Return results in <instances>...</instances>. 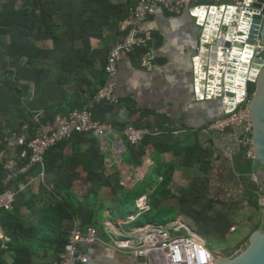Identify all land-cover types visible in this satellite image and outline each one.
I'll list each match as a JSON object with an SVG mask.
<instances>
[{"label": "crops", "instance_id": "crops-1", "mask_svg": "<svg viewBox=\"0 0 264 264\" xmlns=\"http://www.w3.org/2000/svg\"><path fill=\"white\" fill-rule=\"evenodd\" d=\"M139 2L0 0V203L13 202L10 210L0 205V245L10 241L1 222L5 213L36 226L60 201L75 212L58 219L66 235L75 225L118 223L144 199L150 210L136 226L183 221L212 252L230 258L264 229V195L252 183L255 166L239 144L241 131L210 130L225 117L224 105L197 100L194 59L201 30L190 12L175 17L159 10L151 17L142 31L151 47L137 48L120 64L117 105L94 110L102 125H134L162 136L132 146L122 137L78 135L49 153L44 176L37 166L9 179L10 161L20 169L27 162L15 137L50 132L56 118L84 110L106 85L108 57L133 30L129 11ZM46 250L3 259L57 264L60 253ZM92 258L134 264L128 254L102 244Z\"/></svg>", "mask_w": 264, "mask_h": 264}, {"label": "built area", "instance_id": "built-area-1", "mask_svg": "<svg viewBox=\"0 0 264 264\" xmlns=\"http://www.w3.org/2000/svg\"><path fill=\"white\" fill-rule=\"evenodd\" d=\"M250 1L251 4L248 5L247 0H140L134 9L129 11L133 30L108 57L105 70L106 85L95 94L92 104L84 110L75 111L68 117L56 118L50 132L31 138L15 137V142L20 147H25L21 154L27 162L23 169H20L16 161H10L7 165L9 179L37 166L41 167L44 176L47 170V153L77 135H91L103 141L122 137L132 146L143 144L149 137L162 136L152 129H140L134 125H125L121 129L111 124L102 125L94 114L96 106L117 105L116 79L124 57L135 56L137 48L151 47L152 40L143 36V27L159 10L175 17H181L184 13L201 7L231 6L246 11L251 9L257 0ZM250 101L251 98L247 94L232 113L213 123L210 130L241 131L239 144L245 149L246 158L255 166L251 175L252 183L257 185L258 191L264 195V166L256 158L253 126L249 115ZM12 203L4 200L0 205L10 210ZM149 210L150 207L142 199L130 208V212H136H128V217L122 216L118 223L108 220L100 227L75 225L69 232L68 242L60 253L57 264H99L92 258V254L100 244L128 254L134 264H216V258L220 255L212 252L203 238L183 221L177 220L165 225L149 222L136 226L140 217L149 213Z\"/></svg>", "mask_w": 264, "mask_h": 264}, {"label": "water", "instance_id": "water-1", "mask_svg": "<svg viewBox=\"0 0 264 264\" xmlns=\"http://www.w3.org/2000/svg\"><path fill=\"white\" fill-rule=\"evenodd\" d=\"M190 14L201 30L200 49L194 59L197 100H219L225 113L230 114L247 94L250 95L249 86L253 85L255 92L251 97L249 115L256 158L264 166V0H257L251 9L244 12L231 6L201 7L193 9ZM238 49H250L253 56L248 67V70L251 68L250 74L242 72L239 82L244 86L236 88L235 93L230 87L233 80H230V75L234 74L232 61L218 58L216 52L225 50L230 53ZM254 52H261V55L254 58ZM216 264H264V229L254 232L248 246L236 257L220 255Z\"/></svg>", "mask_w": 264, "mask_h": 264}, {"label": "trees", "instance_id": "trees-1", "mask_svg": "<svg viewBox=\"0 0 264 264\" xmlns=\"http://www.w3.org/2000/svg\"><path fill=\"white\" fill-rule=\"evenodd\" d=\"M4 19H6L5 16L3 17L2 23H4ZM249 92V96L251 98L255 92V87L253 85L249 86ZM53 149H51L46 155L47 168L48 155ZM72 206L73 205L71 203H67V201L58 202L50 211L44 213L40 222L36 226H25L23 225L22 220L18 219V217L13 213H5L4 215H6L7 221H3L4 219L2 218L1 222L10 238V241L0 245V264H6L3 259L6 253L13 254L22 252L32 256L36 250L41 248L55 250L57 253H61L68 242L69 234L66 235V233L62 231V222L58 219L63 221L72 218L75 215L73 210L74 208L72 209ZM8 220L10 221L9 223H7ZM42 242L47 243L42 245ZM23 262L24 259H16L15 264H23Z\"/></svg>", "mask_w": 264, "mask_h": 264}, {"label": "bare ground", "instance_id": "bare-ground-1", "mask_svg": "<svg viewBox=\"0 0 264 264\" xmlns=\"http://www.w3.org/2000/svg\"><path fill=\"white\" fill-rule=\"evenodd\" d=\"M247 4L248 5L251 4V1L247 0ZM252 52L253 51H251L250 49H243L241 51L238 49L234 52L232 50V51H230V53L225 51V50L216 52V55L218 58L230 59V61H232V67H233L232 72L234 74L236 73V75H234V74L230 75V78H231L230 80L233 79L230 83V84H232V86H230V87H232V90L234 92H235V90H238L236 88L244 86L243 84H241L239 82V81H241L240 75L242 74V72L246 71L248 73V76L250 74L251 68H250V70H248V67L250 66V60H252V56H253ZM254 54H255L254 58H258L261 55V52H259V53L254 52ZM225 70H226V68H225ZM255 71H257V70H255ZM253 76H255V73H253ZM230 94H232L231 89H230Z\"/></svg>", "mask_w": 264, "mask_h": 264}, {"label": "rangeland", "instance_id": "rangeland-1", "mask_svg": "<svg viewBox=\"0 0 264 264\" xmlns=\"http://www.w3.org/2000/svg\"><path fill=\"white\" fill-rule=\"evenodd\" d=\"M123 217H124V218H126V217H128V216H127V215H124ZM142 224H145V222H144V221H142Z\"/></svg>", "mask_w": 264, "mask_h": 264}]
</instances>
